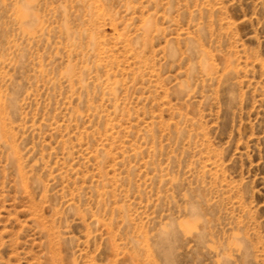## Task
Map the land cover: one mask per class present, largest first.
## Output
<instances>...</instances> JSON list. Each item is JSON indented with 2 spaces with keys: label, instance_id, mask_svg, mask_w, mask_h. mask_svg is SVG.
Segmentation results:
<instances>
[{
  "label": "rangeland",
  "instance_id": "1",
  "mask_svg": "<svg viewBox=\"0 0 264 264\" xmlns=\"http://www.w3.org/2000/svg\"><path fill=\"white\" fill-rule=\"evenodd\" d=\"M0 264H264V0H0Z\"/></svg>",
  "mask_w": 264,
  "mask_h": 264
}]
</instances>
